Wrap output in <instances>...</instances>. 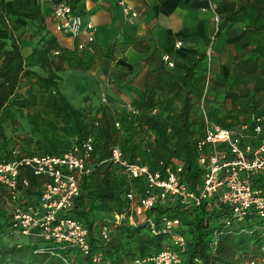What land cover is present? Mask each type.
<instances>
[{
    "label": "trees",
    "instance_id": "obj_1",
    "mask_svg": "<svg viewBox=\"0 0 264 264\" xmlns=\"http://www.w3.org/2000/svg\"><path fill=\"white\" fill-rule=\"evenodd\" d=\"M227 5L229 15L226 21L232 22L238 11L264 5V0H246L238 6L230 2ZM0 19L4 22L2 14ZM13 30L14 27L6 22L5 29L0 28V31L10 32L9 47L0 40V161L34 155H59L90 140L92 150L87 158L90 170L78 177L79 194L71 213L89 228L93 251L102 252V258L109 264H130L136 257L159 248L166 234L151 233L148 219H152L155 227L161 230V216L167 215L179 219L176 230L186 237L183 264H244L256 255L264 242V221L252 216L246 222H223L225 210L222 208H182L157 203L142 214H135L134 224L127 220L119 225L106 222L110 228L109 242L106 244L99 237V225L109 218L108 215L129 209L128 193H132L134 200L138 201L147 189L144 178L128 177L109 160L111 147L118 146L128 162L145 164L152 171H162L167 167L175 169L181 164L185 183L193 188L201 175L195 162L197 143L203 138L206 126L201 101L212 123L226 128L249 123L250 116L263 114L264 108H256L253 98L251 102H245L244 114L240 118L230 111L214 108L211 105L216 88L210 83L206 85V80L200 98L192 101L193 90L205 78L200 74L203 68L194 63L183 74L174 75L161 60L158 66L149 71L144 91L128 102L137 110L136 113L127 111L125 103L114 107L107 97L97 105L76 108L55 80L40 75L30 67L37 64L42 69L54 71H62L66 67L89 70L96 62L94 55L111 59L112 47L103 52L88 43L82 50L76 47L69 49L61 47L54 36L43 33L32 49L30 61L25 63ZM32 30L41 33L38 26ZM109 61L99 64L104 74L110 67ZM237 67L239 74L259 76L256 59H245ZM150 80L159 82L157 88L173 93V98L181 96L178 108L172 105V97L156 98L149 85H152ZM260 90H264V86L254 88L255 92ZM247 95L228 91L226 98L234 102ZM13 108L25 110L30 123V136L24 139L22 146L8 150L6 128L9 124H18ZM153 109L156 111L153 112ZM116 122L119 123L118 127ZM22 180H26L28 185L22 186ZM46 181L44 176L34 175L28 166H22L16 201L11 200L8 189L0 186V233L15 240L14 245L0 248V264H64L59 255L50 253L47 245L11 231L14 204L17 201H36ZM259 185L264 187V178ZM28 251L31 259L17 258L18 254L25 256L24 253ZM37 255L41 256L40 262L34 260ZM70 257L77 264L85 260L84 256Z\"/></svg>",
    "mask_w": 264,
    "mask_h": 264
},
{
    "label": "built area",
    "instance_id": "obj_2",
    "mask_svg": "<svg viewBox=\"0 0 264 264\" xmlns=\"http://www.w3.org/2000/svg\"><path fill=\"white\" fill-rule=\"evenodd\" d=\"M115 1L122 15L130 20L137 17L128 0ZM52 18L58 32L69 33L77 38L75 47L78 50L92 41V36H89V41L80 40L83 29L91 34L95 26L84 25L70 1L63 0L54 4ZM221 23L220 15L214 14L207 32L205 54L209 63L212 60L213 45L221 32ZM6 24L10 26L7 20ZM180 45L181 42H177L175 47ZM161 61L167 68L173 67L169 55H163ZM209 82L208 77L206 85ZM200 106L206 126L203 138L197 143L195 162L201 175L193 188L186 185L181 164L175 169L167 167L162 171H152L145 164L128 162L118 146L111 147L109 160L128 177L144 178L147 189L138 201L134 200L132 193H128L129 209L108 215L109 218L99 225V237L103 244L109 242L110 228L106 222L119 225L127 220L134 224L135 214H142L157 203L182 208H222L225 210L222 220L227 223L246 222L252 216L264 221V187L259 185L264 178V113L252 114L249 123L226 128L212 123L207 117L203 100ZM125 108L129 112H137L130 103H125ZM115 125L118 127L119 123ZM91 150L92 145L87 140L80 147L59 155H34L0 161V186L8 189L12 201H16L22 166H28L34 175L47 179L36 201H17L14 204L11 231L33 242L47 245L49 250H53L50 253L59 255L64 264H77L70 256H84L85 260L78 264H109L102 258V252L92 250L87 225L71 213L74 200L79 194L78 177L90 170L87 158ZM27 185L28 182L22 180V186ZM205 221L207 223V219ZM148 225L151 233L157 235L161 232L166 237L159 248L136 257L130 264H183L187 242L185 235L176 230L179 219L161 216V230L155 227L150 218ZM195 261L200 263L198 259ZM244 264H264V242L260 244L256 255Z\"/></svg>",
    "mask_w": 264,
    "mask_h": 264
},
{
    "label": "crops",
    "instance_id": "obj_3",
    "mask_svg": "<svg viewBox=\"0 0 264 264\" xmlns=\"http://www.w3.org/2000/svg\"><path fill=\"white\" fill-rule=\"evenodd\" d=\"M63 0H2L0 14L14 27L13 34L21 54L28 63L32 49L43 33L54 36L61 47L74 49L77 38L58 32L52 18L53 5ZM73 4L84 25L92 24L94 31L83 29L79 38L94 48L107 51L112 47V58L95 56V64L89 70L66 67L62 71L30 68L42 76L55 80L62 93L76 108L97 105L106 97L114 107L137 98L145 88L149 71L160 64L163 55H169L173 63L167 70L180 75L192 64L205 67L207 56V32L214 14L221 22L229 15L228 3L238 0H128L137 13L128 19L120 13L115 0H67ZM245 8L238 11L227 34H219L213 45V55L221 47L240 52L251 38L264 32V7ZM214 7V8H213ZM257 10V12H252ZM38 26L41 33L32 30ZM0 40L10 45V32L0 31ZM181 42L179 47H175ZM110 60V61H109ZM110 62V72L100 70V63ZM71 69L69 74H62ZM77 80V82H76ZM14 118L24 122L26 112L12 109ZM23 115V117H22Z\"/></svg>",
    "mask_w": 264,
    "mask_h": 264
},
{
    "label": "rangeland",
    "instance_id": "obj_4",
    "mask_svg": "<svg viewBox=\"0 0 264 264\" xmlns=\"http://www.w3.org/2000/svg\"><path fill=\"white\" fill-rule=\"evenodd\" d=\"M246 0H238L236 6L240 3H245ZM264 7V5L262 6ZM252 12H257V10H252ZM233 25V21H224L221 23V34H227ZM219 33V34H220ZM218 34V35H219ZM41 37V36H40ZM39 37V40H40ZM264 32L258 34L251 38L250 43L243 48L240 52H235L227 48V46L221 47L216 51V54H212L211 62H206L205 67H202L203 70L200 73L205 78L201 80L200 85L197 86V89L193 90L192 101L200 98V92L203 88V84L205 85V80L209 77L210 85L214 86L216 90H213V98L212 107L217 108L223 111H230L231 114H235L240 118L242 114H244L243 109L246 106L245 102H251V98H253L254 103L256 104V108L263 109L264 108V90H260L258 92L254 91L255 87H263L264 86ZM245 59L257 60V64L259 67L258 77L257 75H248L245 73L239 74L240 70L237 65L240 64ZM73 68V67H72ZM77 69V68H76ZM237 69L236 71H234ZM100 70L101 66H100ZM71 69L64 70L62 74H69ZM110 72V67L107 70V74ZM172 73V71H170ZM106 74V75H107ZM174 74V73H172ZM109 75V74H108ZM177 75V74H174ZM77 82V80H76ZM150 87L152 91L156 94V98L164 99L167 96H174L173 93H166L163 90H159L157 88L159 82H154L150 80ZM146 84V83H145ZM155 86V87H153ZM155 88V90H153ZM234 92L238 94H248L243 99L232 101L231 98H226L227 92ZM172 105L175 108H178L180 105L181 96L172 97ZM252 103H250L251 105ZM23 117V115H22ZM9 136L7 149H13L17 146H22L24 139L30 136V123L27 121L25 116L24 122H18V124L10 125L6 128ZM23 135L24 137L20 138L19 136ZM98 205V204H97ZM97 209V208H96ZM15 244V240L13 238H7L3 234L0 233V248H7ZM24 255L18 254L17 258L22 260H29L32 258L31 253L25 252ZM258 260V257H255ZM36 262L41 261V256L37 255L34 257Z\"/></svg>",
    "mask_w": 264,
    "mask_h": 264
}]
</instances>
